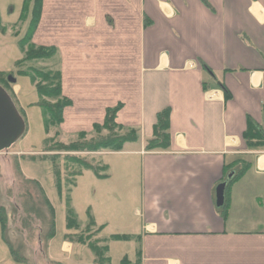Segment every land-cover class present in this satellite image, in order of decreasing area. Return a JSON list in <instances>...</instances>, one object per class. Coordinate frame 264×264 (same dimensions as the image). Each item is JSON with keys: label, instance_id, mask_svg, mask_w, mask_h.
I'll list each match as a JSON object with an SVG mask.
<instances>
[{"label": "crops", "instance_id": "obj_1", "mask_svg": "<svg viewBox=\"0 0 264 264\" xmlns=\"http://www.w3.org/2000/svg\"><path fill=\"white\" fill-rule=\"evenodd\" d=\"M32 43L59 51L54 61L62 73L63 95L72 102L64 110L62 138L82 132L91 138L107 111L119 106L116 123L140 132V140L126 144L123 152L78 153L102 157L94 164L107 167L108 178L84 171L69 194L65 181L74 171L69 167L63 172L62 194L66 206L69 196L73 210L71 195L79 180L91 183L90 191L106 187L112 169L107 157L118 158L113 164L126 175L131 164L138 165L140 201L133 216L140 224V249L133 259L122 260L264 264V151L248 149L244 139L249 120L264 132V0H42ZM19 90L16 80L15 98ZM168 109L170 149L146 152L157 116ZM20 154L29 153L13 151L0 164L23 191L16 196L9 186V199L0 194V204L8 211L20 207L27 192L29 199L47 200L56 219L44 187L19 171ZM239 159L251 167L241 179L228 183L224 205L218 208L216 189L236 175V168L227 173L226 167ZM130 185L123 181V188L135 196L138 188ZM119 191L104 190L103 197L120 204ZM89 213L95 228L102 229L100 237H108L107 224H99L91 209L86 221H79L82 229L90 223ZM11 216L9 211V221ZM66 233L65 224L56 243L69 257L52 248L55 234L47 245L48 259L69 264L79 250L82 262L71 264H94L89 248L69 242Z\"/></svg>", "mask_w": 264, "mask_h": 264}, {"label": "trees", "instance_id": "obj_2", "mask_svg": "<svg viewBox=\"0 0 264 264\" xmlns=\"http://www.w3.org/2000/svg\"><path fill=\"white\" fill-rule=\"evenodd\" d=\"M27 0H25L24 12H28ZM42 9V0H35L32 10V17L29 22L27 33L19 41V45L24 53V58L17 63L18 75L30 76L35 85L36 92L39 97L37 105L40 107L46 134L54 133L52 138L45 141L44 153L39 158L50 159L53 162V170L56 179V187L60 195H62L63 177L62 171L57 163V159L61 158V153L68 154L66 163L73 164L79 171H74L65 181V187L70 194L71 189L75 186V179L84 171H92L101 179L108 178V168L97 166L93 162L81 160L72 153H98L113 152L120 153L124 151V147L128 143H137L140 140V132L136 129H127L116 123L117 114L120 106L109 109L106 114L105 122L102 125H95L93 136L85 132L78 134L75 140L66 144L59 139L62 137L60 130L64 122V110L72 105L71 100L63 95L62 73L59 68H33L29 67L22 70L25 65L31 64L33 61H54L59 55V51L55 47H41L32 43L33 35L38 27ZM25 19L27 16L25 15ZM0 31L5 32L4 27L0 23ZM13 74H0V86H2L12 97L15 105L18 107L16 98L13 95L12 87L15 84L10 82V78L14 79ZM19 113L26 122L25 113L19 109ZM170 116L171 111L164 110L157 116V122L154 126L153 136L145 142L146 152L168 151L171 147L170 135ZM27 131V125H26ZM245 144L252 151H264V132H261L254 121L249 120L247 131L244 134ZM57 153L56 155H46ZM37 158L35 156H31ZM251 167V164L244 159H239L235 163L226 167V172H230L236 168V175L231 178L228 183L232 184L245 175V172ZM69 168V167H67ZM30 193V192H29ZM31 194V193H30ZM24 204L12 206L10 208L11 221H9V211L0 204V225L2 230V238L9 248L12 260L17 264H36L31 260V256L37 260L39 264H62L50 261L47 257V245L56 234L55 213L49 202L38 197L36 200L29 199L27 192L24 195ZM42 201V203H41ZM66 211V236L65 239L71 243H78L87 246L94 256V264H112L109 256L108 241H130L136 237L128 235H114L111 238L100 237L101 228H95L96 224L90 219V223L85 229H82L77 215L70 207L69 196H67ZM19 234V240H15L12 236ZM140 240L139 238H137ZM32 248L31 250H29ZM36 248V250H35ZM35 251L34 254H30ZM39 251V252H38ZM140 251L138 257H140ZM139 262V261H138ZM121 264H131L126 258Z\"/></svg>", "mask_w": 264, "mask_h": 264}, {"label": "rangeland", "instance_id": "obj_3", "mask_svg": "<svg viewBox=\"0 0 264 264\" xmlns=\"http://www.w3.org/2000/svg\"><path fill=\"white\" fill-rule=\"evenodd\" d=\"M28 12H24L25 0H0V23L6 28L5 35L0 33V74H13L14 79L17 80V85L19 86V94L17 96V101L21 105L23 112L25 113L27 131L24 137L17 142L12 149L0 153V162L3 158H7L13 151H22L29 153L27 155L20 154L21 157L18 158L19 171L25 178L32 179L40 183L48 197L51 199V203L56 211V238L54 241V246L52 248L60 253L61 256L69 257L66 254L60 252L57 240L62 238L65 232L64 224V211L67 208L65 203V196L60 195L56 187V182H54V170L53 163L47 159L39 158L37 154H41V151L45 148V141L54 136L51 132L49 135L46 134L44 127L43 114L40 107L37 105L39 102V97L35 89L30 76L18 75L17 63L24 58L23 50L19 45V41L25 35L24 30L29 26L30 19L32 17V10L35 4V0H27ZM25 15L27 19H25ZM26 21V22H25ZM10 32V34H8ZM58 57V56H57ZM29 67L33 68H57L55 61H33L31 64L25 65L22 70H26ZM14 89V86L12 87ZM15 91V90H14ZM14 101V100H13ZM15 103V102H14ZM75 136L67 134L63 138L60 137V141L63 143H70L74 140ZM90 138V137H89ZM76 139V138H75ZM44 153V151H43ZM46 154V153H45ZM57 153L46 154L48 156L56 155ZM61 158L57 159L62 174L67 167H71V172L79 170L73 164L66 163V156L68 154L61 153ZM35 156L37 158H33ZM71 156H76V158L81 160H86L88 162H93L96 164L101 163L102 157H96L93 155H81L78 153H72ZM9 158V157H8ZM115 157H107V161L111 162V178L106 180V187L102 188L101 191H96L94 188L90 191L91 183L83 185L81 180L78 181L77 188L71 195L73 211L79 219L80 222L86 221L87 212L91 209L92 215L96 213L99 224H107V230L105 235L106 238H111V234L117 233H127L135 236L136 238L124 242V241H108V246H110V257L112 259V264H121L123 257L127 256L130 260L136 256L139 247V237L138 227L140 226L139 221L135 220L133 216L134 206L139 200V186H140V176L139 167L136 163L131 164L130 172L128 175L120 172L119 168H115L114 162H117ZM99 162V163H98ZM116 169V171H115ZM14 172V171H13ZM65 175V174H63ZM62 175V177H63ZM11 174L8 173L7 176L3 173L0 164V194L3 196L5 194V199H9L6 190L9 186L14 189V194L17 196L22 193L20 190L19 180L14 184V179L11 178ZM121 178V181L118 178ZM131 183L132 190L138 188L136 195L132 191L130 194L123 188V181ZM120 188L121 202L116 204L114 202L107 201V198L103 197L104 190L111 192L112 189ZM97 192V193H96ZM139 192V193H138ZM231 189L228 191L230 194ZM140 201V200H139ZM16 238L17 236H12ZM55 237V236H54ZM19 240V239H18ZM57 244V245H56ZM90 250V249H89ZM32 255L35 251H31ZM89 254L87 250L84 251ZM31 260H34L31 256ZM83 256L79 250H76L71 258L73 263H81ZM71 262H67L71 264ZM0 264H16L12 260L11 253L7 246L5 245L2 238V230L0 225ZM36 264H39L36 262ZM64 264V263H62Z\"/></svg>", "mask_w": 264, "mask_h": 264}, {"label": "water", "instance_id": "obj_4", "mask_svg": "<svg viewBox=\"0 0 264 264\" xmlns=\"http://www.w3.org/2000/svg\"><path fill=\"white\" fill-rule=\"evenodd\" d=\"M12 84L15 79H9ZM26 133V122L19 113L12 97L0 86V153L10 150L19 142ZM232 175L228 177L230 180ZM226 182L218 185L216 189V205L223 207L225 202V190L228 185Z\"/></svg>", "mask_w": 264, "mask_h": 264}]
</instances>
